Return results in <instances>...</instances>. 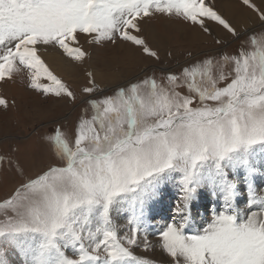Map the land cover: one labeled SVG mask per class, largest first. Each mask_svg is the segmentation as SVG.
I'll return each mask as SVG.
<instances>
[{
	"label": "snow or ice",
	"instance_id": "1",
	"mask_svg": "<svg viewBox=\"0 0 264 264\" xmlns=\"http://www.w3.org/2000/svg\"><path fill=\"white\" fill-rule=\"evenodd\" d=\"M243 2L264 21V12ZM155 13L180 17L208 35V22H214L239 37L205 0H0V80L23 66L33 89L75 100L38 55L37 45L58 46L82 61L87 54L72 44L78 43L76 33H83L97 42H129L158 60L140 35V23ZM251 42L258 50L206 59L179 76L168 75V88L149 77L92 100L94 115L80 121L74 148L57 129L49 139L64 165L26 181L0 204V264H9L4 245L21 264H148L126 245L136 243L148 209L172 173L179 174L185 209L201 187H210L223 204L192 235L185 232L189 217L177 209L181 219L160 232L174 264H264V197L257 198L252 185L256 146L264 162V34ZM229 63L235 76L219 87L228 78L223 68ZM181 87L190 94L176 90ZM0 105L7 102L0 99ZM238 179L247 183L249 205H261V212L243 219L235 207ZM118 205L128 213L131 236L121 237L112 222Z\"/></svg>",
	"mask_w": 264,
	"mask_h": 264
},
{
	"label": "rangeland",
	"instance_id": "2",
	"mask_svg": "<svg viewBox=\"0 0 264 264\" xmlns=\"http://www.w3.org/2000/svg\"><path fill=\"white\" fill-rule=\"evenodd\" d=\"M205 2L232 24L239 37L232 36L214 22H208L212 31V35H208L199 26L180 17L155 13L140 23V35L157 52L158 60L147 56L129 42L119 39L115 43L106 40L97 42L92 35L83 33H76L78 43L72 44L87 54L82 61L68 57L58 46L37 45L38 55L53 74L69 86L75 100L46 95L33 89L30 86L31 73L23 66H18L19 70L13 71L10 79L0 80V99L7 102V107L0 105V204L12 197L26 181L38 177L50 167L64 165L49 138L59 129L74 148L80 121L91 120L94 115L92 100L113 96L120 87L127 88L149 77L155 78L158 85L168 88V75L179 76L185 68L206 59L216 61L224 55L236 57L241 51L251 53L258 50L254 48L251 37L259 38L264 34V21L260 19L259 12L243 0ZM250 3L264 12V0H250ZM217 40L221 43H217ZM47 54L63 60L64 64L59 67L51 65L44 57ZM234 67L233 63L224 66L223 72L228 78L219 83V87L226 86L235 76ZM218 74L219 69L214 68L213 75ZM40 82L44 85L50 83L46 79ZM93 86L95 90L92 93L84 91L86 87ZM176 90L183 95L190 94L186 87ZM256 149V172L252 185L256 197L261 198L264 197V162L259 146ZM237 184L235 207L241 219L251 212H261L258 202L255 207L248 203L247 183L238 179ZM182 196L179 174L172 173L171 178L161 185L158 197L148 209L147 222L136 234V243L126 245L134 257L148 264H174L173 258L162 247L160 232L173 220L181 219L177 209H184V215L189 217L185 227L188 235L201 231L214 213L223 210L222 200L210 187H201L195 198L187 202L186 209ZM209 196L215 198L212 200ZM124 207L118 205L120 210L114 208L111 213L112 222L121 237L131 236L133 227ZM3 219L4 215L0 212V220ZM3 247L9 264H21L11 248L7 245ZM100 254L103 258L102 250ZM68 255L76 258L71 249Z\"/></svg>",
	"mask_w": 264,
	"mask_h": 264
},
{
	"label": "bare ground",
	"instance_id": "3",
	"mask_svg": "<svg viewBox=\"0 0 264 264\" xmlns=\"http://www.w3.org/2000/svg\"><path fill=\"white\" fill-rule=\"evenodd\" d=\"M58 56V55H57ZM46 59H47V61L51 64V65H54V66H62L63 64H64V62H63V60L61 61L60 59H57V58H54L53 57V55L51 56V55H45L44 56ZM65 68V67H64ZM210 197V196H209ZM203 198V197H202ZM210 198H212V200L215 198V196H211ZM197 204V203H196ZM259 204V203H258ZM257 204V205H258ZM254 205V207H255V203H253L252 204V206ZM151 248V247H150ZM162 253V252H161ZM157 256H159L158 254H157ZM161 261V260H160Z\"/></svg>",
	"mask_w": 264,
	"mask_h": 264
}]
</instances>
